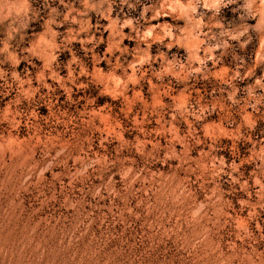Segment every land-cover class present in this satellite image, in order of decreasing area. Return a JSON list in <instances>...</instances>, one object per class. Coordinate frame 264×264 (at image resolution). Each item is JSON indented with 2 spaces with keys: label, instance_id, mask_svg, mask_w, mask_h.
Returning <instances> with one entry per match:
<instances>
[{
  "label": "rangeland",
  "instance_id": "1",
  "mask_svg": "<svg viewBox=\"0 0 264 264\" xmlns=\"http://www.w3.org/2000/svg\"><path fill=\"white\" fill-rule=\"evenodd\" d=\"M0 264H264V0H0Z\"/></svg>",
  "mask_w": 264,
  "mask_h": 264
}]
</instances>
